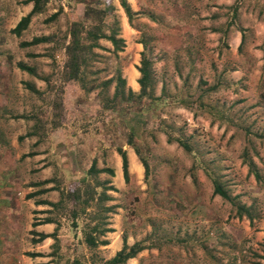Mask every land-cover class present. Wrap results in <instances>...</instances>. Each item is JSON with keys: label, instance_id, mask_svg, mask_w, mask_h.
<instances>
[{"label": "rangeland", "instance_id": "374dc122", "mask_svg": "<svg viewBox=\"0 0 264 264\" xmlns=\"http://www.w3.org/2000/svg\"><path fill=\"white\" fill-rule=\"evenodd\" d=\"M127 1L131 22L119 0H48L16 35L13 27L33 2L0 0V170L11 166L14 207L27 199L33 178L52 174L62 199L53 211L64 228L77 207L72 229L80 241L99 223L92 231L99 244L78 250L87 264L105 261L107 227L114 235L109 253L123 236L145 246L124 264H264V0ZM86 5L106 10L101 30L117 27L124 44L114 50L99 38L85 52L79 80H64L69 28L84 19ZM43 35L50 40L20 44ZM142 53L151 62L153 97H139V84L129 95L127 83L114 96L116 81L106 80L120 72L127 82L126 68L137 69ZM118 148L127 153L128 183ZM245 149L259 177L249 172ZM42 157L47 167L38 171ZM93 160L114 174H87ZM209 174L231 201L214 194ZM84 178L90 191L100 183L97 191L110 198H68L70 189H86ZM238 205L253 219L239 216Z\"/></svg>", "mask_w": 264, "mask_h": 264}, {"label": "trees", "instance_id": "16d2710c", "mask_svg": "<svg viewBox=\"0 0 264 264\" xmlns=\"http://www.w3.org/2000/svg\"><path fill=\"white\" fill-rule=\"evenodd\" d=\"M32 1L33 6L30 10V12L20 18V20L16 23V25L13 27L12 32L16 35H20V33L27 28L29 21L31 19V16L35 13L41 12L43 9V5L48 0H28V2ZM119 4L122 7L124 13L126 14L127 18L129 19V22H131L132 17L134 16L135 12L131 9L130 4L127 0H119ZM106 10L102 8H97L92 5H86L84 9V19H80L77 21H72L70 28H69V42L65 46V59L62 69V74L64 76V80H79L80 76V66L85 60V52L92 53V48L98 46V39L99 38H106L109 40L114 50H120L122 48V45L124 44V39L121 37H118L117 27H111L110 33L107 35L104 33V31L101 30L100 24L103 22L104 14ZM58 15V11L50 15V19H54ZM86 19H92L94 20V24H88L86 23ZM50 35H43V36H36L33 37L29 41H22L20 44L22 46L37 44L44 41L50 40ZM242 38H243V31H242ZM88 40V41H87ZM241 44V43H240ZM18 67L23 70H27L30 73L34 74V69L28 65H26L23 62L18 63ZM137 70L140 73V77L138 78V83L140 86V91L138 96H148L153 97L150 92L149 83L151 81V62L150 60L145 56L144 53L141 54L140 59V65L137 66ZM116 81L115 87H114V96H117L119 94H124L125 91V85L126 81L121 76L120 72H117L115 77H110L106 80L107 83H111L113 81ZM32 90L37 91L33 86ZM127 92L129 95L133 94V91L130 88H127ZM177 139V138H176ZM168 141H172L173 138L171 135H168L167 138ZM180 140V139H178ZM181 144L188 148V145L181 141ZM118 154L121 157V169H122V176L125 183H128L130 180V174H129V168H128V157L127 153L124 149L118 148L117 149ZM243 160L247 164L249 172L253 173L256 177H259V172L257 169L256 164L254 161L249 157L247 150L245 149L243 152ZM142 164L145 169V174H147V164L145 161L141 160ZM100 172H107L110 175L114 174L113 168L110 167H97V163L95 160L92 161L90 167L87 170V174L89 175H97ZM214 185V194L220 195L223 199L232 200V197H230V194L223 188L220 180L215 177L213 174H209ZM54 182V187H51L53 189H58V181L56 179H45L41 182H38L37 184H46L48 182ZM83 183H86V189H84L83 186L78 187L77 189H70L71 192L67 194L68 198H75L77 200H80L83 198V194L86 195L85 198H83V202H88L92 199V194L98 195L97 199H109L110 197L106 195L105 191H97V188L101 185L100 183H96V185L91 186V191L89 190L90 186L87 183V180L84 178ZM108 182V181H107ZM107 188V187H106ZM60 189V188H59ZM107 189L115 190V188L112 185H109ZM42 190V189H41ZM36 191L35 193H29L27 196H31L33 194H39L40 192L48 191L49 189ZM90 197V199H88ZM45 202L46 204L50 205L52 209H50V212L52 213L53 210H61L62 205V199H58L56 202H50V201H41ZM78 209V207H77ZM77 209H72V224L69 225L68 228L72 231V234L74 236L73 242L68 246L69 249H72L71 254L66 256L65 258L59 256V264H87L83 259H81L80 254L78 253L79 248L81 247V244H86L89 247H95L99 244V241L96 239V236L93 235V232L96 231V228L99 226V223H95L93 225V228L88 231L84 237H82L81 241L79 240V237L77 235L76 231H73L72 227L76 226V216H79L80 213H77ZM82 211H85L84 208H81ZM105 210H112L111 207H107ZM56 213V212H55ZM237 214L239 216H242L243 214H247V217L252 220L253 215L251 212H249V208L245 205H238L237 206ZM57 215V214H56ZM47 221L55 222L54 217H48L46 218ZM35 225V223H33ZM76 228V227H75ZM93 231V232H92ZM111 231L110 228H104L101 229V232H109ZM47 235L45 234H39L40 238H44ZM49 236H52L54 238L53 248L56 250L60 249V244L58 238L55 237V233L50 234ZM123 244L122 247L116 251L113 257L105 260L102 264H124L128 259L135 257L138 252H140L142 249L145 248V246L142 244L141 241H137L131 245L127 244L125 236L122 237ZM107 240H101V244H106ZM54 249V250H55ZM55 250V252H56ZM90 264V263H89Z\"/></svg>", "mask_w": 264, "mask_h": 264}, {"label": "crops", "instance_id": "0c3cea01", "mask_svg": "<svg viewBox=\"0 0 264 264\" xmlns=\"http://www.w3.org/2000/svg\"><path fill=\"white\" fill-rule=\"evenodd\" d=\"M120 24L123 29L127 26L124 19L121 20ZM135 45L138 46L139 44L135 43ZM126 70L127 86L132 91L136 90L139 84V71L134 65L127 67ZM42 154L49 156V153ZM42 158L46 160V157ZM47 160L40 163L38 171L47 167H42L47 163ZM11 175L12 169L9 164L3 170H0V264H59V256L65 258L71 254L72 249H69L68 246L73 242L74 236L70 228H64L62 225V217L56 215L54 211L51 213L50 209L52 208L50 205L41 202H56L59 199L57 195L59 190L51 188L54 187L53 181L43 185L37 184L49 179L52 174L50 176L42 174L36 179L33 178L32 183L28 185L29 193H35L41 189L49 190L27 196L25 202L20 201L16 207L13 205V190L15 187L12 186ZM55 178L57 179L56 175ZM48 217H54L55 222L47 221L46 218ZM24 218L25 228L23 229L22 221ZM22 230H26L27 237L20 236ZM110 232L106 233L113 237L114 235H111ZM41 233L47 236L40 238L39 234ZM52 233H55V237L59 240L60 249L58 250L52 246L54 238L49 236ZM109 236H104L107 243L100 245L104 260L113 257L116 251L119 250L117 248L113 254L108 252L111 246V241H108L110 240ZM25 241V246H22Z\"/></svg>", "mask_w": 264, "mask_h": 264}]
</instances>
